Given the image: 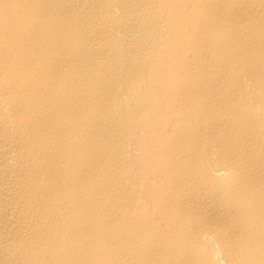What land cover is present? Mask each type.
I'll return each mask as SVG.
<instances>
[{
    "label": "bare ground",
    "instance_id": "6f19581e",
    "mask_svg": "<svg viewBox=\"0 0 264 264\" xmlns=\"http://www.w3.org/2000/svg\"><path fill=\"white\" fill-rule=\"evenodd\" d=\"M0 264H264V0H0Z\"/></svg>",
    "mask_w": 264,
    "mask_h": 264
}]
</instances>
